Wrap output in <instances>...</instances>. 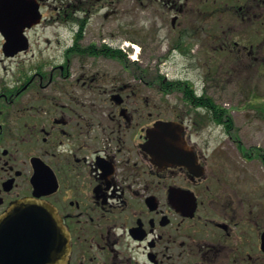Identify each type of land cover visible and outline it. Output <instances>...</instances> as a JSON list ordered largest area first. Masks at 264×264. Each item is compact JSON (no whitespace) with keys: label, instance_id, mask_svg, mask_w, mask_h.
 <instances>
[{"label":"flooded vegetation","instance_id":"1","mask_svg":"<svg viewBox=\"0 0 264 264\" xmlns=\"http://www.w3.org/2000/svg\"><path fill=\"white\" fill-rule=\"evenodd\" d=\"M157 1L174 12L172 49L189 55L204 37L233 54L221 70L264 73V0ZM120 2L0 0V215L26 197L51 202L65 264H264V182L193 140L196 118L155 114L151 79L129 59L134 47L122 50ZM218 8L226 28L214 35L201 19ZM169 120L185 125L188 163L149 149L155 123ZM5 241L19 264L50 256Z\"/></svg>","mask_w":264,"mask_h":264},{"label":"rangeland","instance_id":"2","mask_svg":"<svg viewBox=\"0 0 264 264\" xmlns=\"http://www.w3.org/2000/svg\"><path fill=\"white\" fill-rule=\"evenodd\" d=\"M193 1L190 0L191 3ZM167 8L163 2L157 0H153L152 4L149 0H121L116 21L120 27L121 44L129 40L140 46L136 50L135 61L144 69L143 75H147L152 81L154 105H163L154 110L155 114L167 118H177L181 114L193 117L194 111L184 101L181 91L164 95L158 83L154 82L157 73H164L169 79H190L195 82L199 93L206 91L217 104L230 111L234 121L232 131L240 136L248 148L259 146L264 150V73L257 76L250 71L239 74V71L228 73L221 70L225 65L221 67L219 59L224 57L229 62L234 58L233 54L226 56L219 50L213 53L215 44L205 43L204 37L189 43L192 44L189 55L172 49L178 30H173L171 19L174 12ZM192 16L190 12L184 19L192 20ZM226 18L225 14L217 13L201 19V22L212 27L214 35H219L226 28ZM53 35L55 32L52 28V37ZM207 35L208 29L203 36ZM218 44L219 42L216 46ZM213 56L218 61L213 60ZM129 59L134 60L130 57ZM214 61L218 65L213 64ZM196 64L200 66L197 67ZM201 115L203 114L199 113ZM188 124L194 132L193 140L198 141L202 148H207L210 152L215 150V153L226 157L221 163L245 164L250 171V178L253 176L256 179L258 173V179L264 182V166L260 159L243 160L224 124L203 123L199 127L196 124L192 126L191 122Z\"/></svg>","mask_w":264,"mask_h":264},{"label":"water","instance_id":"3","mask_svg":"<svg viewBox=\"0 0 264 264\" xmlns=\"http://www.w3.org/2000/svg\"><path fill=\"white\" fill-rule=\"evenodd\" d=\"M151 138L149 149L155 158L168 156L180 163L191 160L192 152L182 124L160 121L155 124ZM67 234L63 219L51 202L34 197L17 200L0 215V264H19L20 261L9 255L13 248L5 241L8 237L36 244L37 251L43 248L42 251L50 255L46 264H65L69 247Z\"/></svg>","mask_w":264,"mask_h":264},{"label":"trees","instance_id":"4","mask_svg":"<svg viewBox=\"0 0 264 264\" xmlns=\"http://www.w3.org/2000/svg\"><path fill=\"white\" fill-rule=\"evenodd\" d=\"M217 2L219 1L217 0ZM216 10L217 13L222 12L221 10ZM154 81L158 83L161 91L164 94L179 90L182 92L184 100L191 104L194 109L195 107H202L206 109L208 111L207 118L215 123L224 124L227 132L231 134L232 137H234L235 141L238 143V146L241 149H246L244 148L243 142L241 141L237 133L232 131L234 128V121L230 111L223 105L217 104L207 93L197 95L195 93L193 82H191L190 80L181 79L169 80L166 79L162 74H157ZM250 150L254 151L256 155L259 156L264 165V150L258 146H253L250 148Z\"/></svg>","mask_w":264,"mask_h":264},{"label":"bare ground","instance_id":"5","mask_svg":"<svg viewBox=\"0 0 264 264\" xmlns=\"http://www.w3.org/2000/svg\"><path fill=\"white\" fill-rule=\"evenodd\" d=\"M134 46L137 48V50H138V49H139V47H140L139 45H134Z\"/></svg>","mask_w":264,"mask_h":264}]
</instances>
